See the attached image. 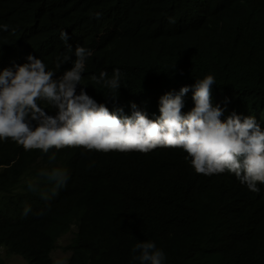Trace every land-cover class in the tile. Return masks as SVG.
<instances>
[{"label": "trees", "instance_id": "1", "mask_svg": "<svg viewBox=\"0 0 264 264\" xmlns=\"http://www.w3.org/2000/svg\"><path fill=\"white\" fill-rule=\"evenodd\" d=\"M62 31L73 49L93 51L86 65L98 77L134 68L120 72L119 90L98 83L106 106L160 114V98L187 86V114L192 86L212 75L221 120L255 116L264 128V0H0V72L32 55L63 75L75 56ZM186 157L180 148L45 154L0 141V249L54 264L58 240L75 227L67 264H139L132 249L144 241L165 253L163 264H264V197L229 172L197 174ZM54 169L68 176L58 189Z\"/></svg>", "mask_w": 264, "mask_h": 264}, {"label": "clouds", "instance_id": "2", "mask_svg": "<svg viewBox=\"0 0 264 264\" xmlns=\"http://www.w3.org/2000/svg\"><path fill=\"white\" fill-rule=\"evenodd\" d=\"M96 15L98 19L100 14ZM94 31L103 35V31ZM60 39L75 56L73 66L65 69L63 75L55 77L41 59L32 55L15 71L8 68L0 72V141L11 139L26 151L38 149L45 154L53 148L105 153L180 148L187 153L186 159H190L197 174L229 172L249 191L264 197V128L255 116L232 113L226 121L221 120L224 110L212 104V75L196 80L192 86L195 106L187 114L182 113L183 97L190 91L187 86L179 93L169 92L160 98V114H148L128 101L106 106L97 90L98 83L109 90H119L120 72L134 68H115L110 79L106 71H101L98 77L86 65L93 51L80 44L73 49L66 31L60 33ZM70 59L64 56L56 67ZM90 89L95 90L96 96L90 94ZM40 102L52 107L49 114ZM55 159L56 154L52 153L49 160ZM48 175L55 180L57 189L68 179L61 169ZM30 210L26 207L24 215ZM132 252L133 260L139 264H163L166 258L151 241L137 243Z\"/></svg>", "mask_w": 264, "mask_h": 264}, {"label": "rangeland", "instance_id": "3", "mask_svg": "<svg viewBox=\"0 0 264 264\" xmlns=\"http://www.w3.org/2000/svg\"><path fill=\"white\" fill-rule=\"evenodd\" d=\"M75 231L76 228L72 227L70 231L58 240L57 246L52 252L54 264H67L70 251L66 250V246L71 242L75 235ZM0 260L2 261V264H28L22 257L8 254L5 249H0Z\"/></svg>", "mask_w": 264, "mask_h": 264}]
</instances>
